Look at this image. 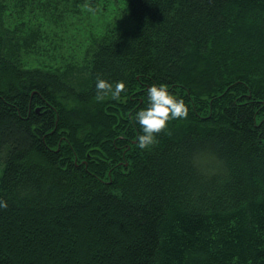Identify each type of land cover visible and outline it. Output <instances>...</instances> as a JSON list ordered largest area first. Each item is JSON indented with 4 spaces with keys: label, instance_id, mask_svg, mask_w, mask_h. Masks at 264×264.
Masks as SVG:
<instances>
[{
    "label": "trees",
    "instance_id": "trees-1",
    "mask_svg": "<svg viewBox=\"0 0 264 264\" xmlns=\"http://www.w3.org/2000/svg\"><path fill=\"white\" fill-rule=\"evenodd\" d=\"M112 1L82 78L0 7V264H264V0ZM159 81L188 116L140 148Z\"/></svg>",
    "mask_w": 264,
    "mask_h": 264
},
{
    "label": "rangeland",
    "instance_id": "rangeland-1",
    "mask_svg": "<svg viewBox=\"0 0 264 264\" xmlns=\"http://www.w3.org/2000/svg\"><path fill=\"white\" fill-rule=\"evenodd\" d=\"M5 4L7 8L1 13L5 27H13L18 18L27 22L18 33L20 38L8 43L22 64L65 66L76 78L84 77L82 68L94 42L114 24L112 19L118 14L112 0H0V7ZM20 5L24 12L19 17Z\"/></svg>",
    "mask_w": 264,
    "mask_h": 264
},
{
    "label": "clouds",
    "instance_id": "clouds-1",
    "mask_svg": "<svg viewBox=\"0 0 264 264\" xmlns=\"http://www.w3.org/2000/svg\"><path fill=\"white\" fill-rule=\"evenodd\" d=\"M96 87L97 98L104 99L106 94L119 98L125 88L123 80L115 82L106 81L98 77ZM148 103L146 107L139 108L134 119L140 125L141 131L137 137L140 148H146L156 141V133L165 129L168 121L188 116L189 106L183 97L173 94L163 81L153 82L147 87ZM0 207H7V201L0 198Z\"/></svg>",
    "mask_w": 264,
    "mask_h": 264
}]
</instances>
